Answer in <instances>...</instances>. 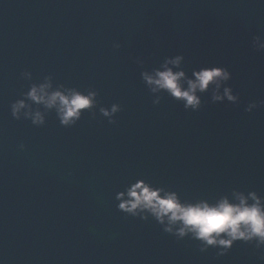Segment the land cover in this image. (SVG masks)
<instances>
[{
	"label": "water",
	"instance_id": "obj_1",
	"mask_svg": "<svg viewBox=\"0 0 264 264\" xmlns=\"http://www.w3.org/2000/svg\"><path fill=\"white\" fill-rule=\"evenodd\" d=\"M257 35L264 0H0V264H264L254 244L237 242L222 257L200 252L199 242L126 216L115 200L136 179L192 202L232 200L233 190L264 197V107L245 111L264 101ZM175 55L189 76L226 67L240 103L205 95L191 112L165 96L154 106L140 72ZM24 71L32 82L51 75L92 88L100 106L122 111L109 124L97 108L72 128L55 112L43 127L15 120Z\"/></svg>",
	"mask_w": 264,
	"mask_h": 264
},
{
	"label": "clouds",
	"instance_id": "obj_2",
	"mask_svg": "<svg viewBox=\"0 0 264 264\" xmlns=\"http://www.w3.org/2000/svg\"><path fill=\"white\" fill-rule=\"evenodd\" d=\"M257 52H264V38L254 36L251 43ZM120 44H114L119 49ZM141 69L144 62L135 61ZM183 55L165 57L158 67L140 72L141 82L154 97L153 105L157 106L167 96L182 104L185 111L198 112L202 108V97L210 95L213 104L227 102L238 105L240 97L234 94L229 86L231 72L223 66L210 65L192 69L187 75ZM177 69L173 71V69ZM21 78L29 82L28 91L21 93V98L10 105L11 115L15 120H30L34 127H43L46 116L55 112L61 127L72 128L84 114L96 117L99 114L109 124H115V117L122 111L119 104L113 103L110 108L100 106L99 92L87 88L83 91L64 84H54L53 77L46 75L39 82H32L30 72L21 73ZM222 90V91H221ZM159 93V96L154 94ZM35 106V107H34ZM264 107V101L251 102L245 111ZM20 145V149H24ZM230 200L227 195L214 203L207 200L192 202L181 199L180 195L167 187L153 184L146 179H136L126 184L122 191L115 195L117 210L132 218L148 221L150 218L158 223L163 232L177 240L189 238L199 242V251L209 248L217 250V256H225L237 242L254 244L257 250L264 249V206L256 191L233 190ZM252 201V203H249Z\"/></svg>",
	"mask_w": 264,
	"mask_h": 264
}]
</instances>
